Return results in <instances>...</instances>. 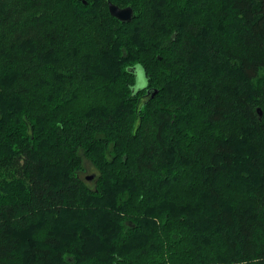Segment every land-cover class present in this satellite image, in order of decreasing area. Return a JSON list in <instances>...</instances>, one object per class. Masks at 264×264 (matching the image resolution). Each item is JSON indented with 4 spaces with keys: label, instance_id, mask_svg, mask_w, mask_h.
<instances>
[{
    "label": "trees",
    "instance_id": "obj_1",
    "mask_svg": "<svg viewBox=\"0 0 264 264\" xmlns=\"http://www.w3.org/2000/svg\"><path fill=\"white\" fill-rule=\"evenodd\" d=\"M0 264H264V0H0Z\"/></svg>",
    "mask_w": 264,
    "mask_h": 264
},
{
    "label": "water",
    "instance_id": "obj_2",
    "mask_svg": "<svg viewBox=\"0 0 264 264\" xmlns=\"http://www.w3.org/2000/svg\"><path fill=\"white\" fill-rule=\"evenodd\" d=\"M76 1H80L83 4H86V0H76ZM108 11L109 14L116 19V21L118 20L119 22L122 23H127L129 21H131V19L133 18V10L129 7H125V8H120L114 4H112L111 2L108 1ZM155 94V93H154ZM258 112V116L261 118L262 116V112L260 109H257ZM92 177H88L87 180H90Z\"/></svg>",
    "mask_w": 264,
    "mask_h": 264
},
{
    "label": "rangeland",
    "instance_id": "obj_3",
    "mask_svg": "<svg viewBox=\"0 0 264 264\" xmlns=\"http://www.w3.org/2000/svg\"><path fill=\"white\" fill-rule=\"evenodd\" d=\"M136 77H137L136 87L137 88H143L145 86V80L143 79V76L140 75L139 71H137V76ZM94 174H96V172H95L94 168L91 167V168L88 169V171L82 173L81 177H82V179H84L87 176L88 177H90V176L92 177V175L94 176ZM93 178H91L90 180L86 179L91 186L93 185V181H94Z\"/></svg>",
    "mask_w": 264,
    "mask_h": 264
}]
</instances>
